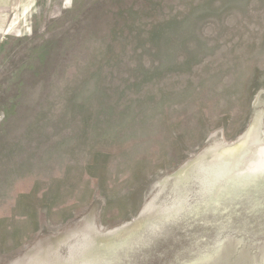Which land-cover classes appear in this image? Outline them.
<instances>
[{"label":"rangeland","instance_id":"obj_1","mask_svg":"<svg viewBox=\"0 0 264 264\" xmlns=\"http://www.w3.org/2000/svg\"><path fill=\"white\" fill-rule=\"evenodd\" d=\"M12 1L0 264H264V0Z\"/></svg>","mask_w":264,"mask_h":264},{"label":"water","instance_id":"obj_2","mask_svg":"<svg viewBox=\"0 0 264 264\" xmlns=\"http://www.w3.org/2000/svg\"><path fill=\"white\" fill-rule=\"evenodd\" d=\"M92 208H95V207H92ZM89 211H90V210H89ZM89 211H88V212H89ZM88 212H87V214H86V217L88 216ZM94 213H95V209H94V211L91 212V216H93ZM134 221L137 223L134 227L130 228V230H128V231H125V233L120 232V234H119L118 230H119L120 228H122V225H123V224L126 225V223H123V224L119 225V226H118L116 229H114L113 231H106L105 233H104V232H101V231H99V230H97V231H99L98 233L95 232V229H96V228L94 229V227L91 225V227L89 228V232H88V234H89V238H90L92 241H95L96 243H98V244H99L98 246H104V245H105V247H107V246H109V245H112V243H113L114 241L120 240V239H122L123 237L127 236V234H129L132 230H134L135 228H137V227L139 226V224L141 223L142 218H141V217L136 218V219L132 220L131 223L134 222ZM135 222H134V223H135ZM91 224H92V221H91ZM129 224H130V222H129ZM72 237H73V236L70 235V234H67V233H63V234H62V233H60L57 237H54L53 235H50L48 238H50V239H49L50 241L54 242L53 245H55V248H56L57 244H59V243H66V242H68ZM57 242H59V243H57ZM56 243H57V244H56ZM50 244H51V243H50ZM106 244H107V245H106ZM50 248H51V247H49V248H46V247H45V248H44V251L41 253L40 256H41V257L44 256V255L46 254L45 251L50 250Z\"/></svg>","mask_w":264,"mask_h":264},{"label":"bare ground","instance_id":"obj_3","mask_svg":"<svg viewBox=\"0 0 264 264\" xmlns=\"http://www.w3.org/2000/svg\"><path fill=\"white\" fill-rule=\"evenodd\" d=\"M251 127V126H250ZM249 130H250V128H249ZM255 130V129H254ZM248 134H249V132H248ZM251 134H252V132H251ZM248 137V136H247ZM244 138L243 140H241L240 141V145L239 146H237V148L235 149V148H233V149H231V151H230V149L228 150L229 152V156L230 155H233V157H229L228 159H227V161H228V163L230 164L229 165V167L232 169L234 166L231 164V162H238L239 163V161H241V163L243 162V160L246 158V156H245V154L243 155L242 154V150H244V151H247L248 149H249V143L250 142H248V141H246L245 139H247L248 140V138ZM262 139V138H261ZM263 141H264V138L262 139ZM261 142V141H260ZM262 143V142H261ZM233 144V143H232ZM263 144V143H262ZM236 145H238V144H236ZM244 145V146H243ZM264 145V144H263ZM233 146V145H232ZM248 146V147H247ZM247 147V148H246ZM224 151V150H223ZM259 154V153H258ZM257 154V155H258ZM250 157V156H249ZM260 158V157H259ZM223 159L225 160V158L223 157ZM255 160V159H254ZM261 162V161H260ZM227 163V164H228ZM237 163V164H238ZM236 164V165H237ZM233 167H232V166ZM260 165H264V164H260ZM256 169V168H255ZM223 174H224V176H225V178L227 179L228 177H230V176H233V177H236L237 179H238V181H241V178L243 177L242 175H241V173L239 172V171H237L236 172V174L235 173H232V170H226V171H224V172H222ZM136 225V223H134L133 224V226L132 227H134ZM131 227V228H132ZM95 232H97L98 233V231L95 229ZM259 251H261L260 249H259ZM261 254H263L264 255V253H263V251L261 252ZM255 264H263V263H260V262H258V263H255Z\"/></svg>","mask_w":264,"mask_h":264},{"label":"crops","instance_id":"obj_4","mask_svg":"<svg viewBox=\"0 0 264 264\" xmlns=\"http://www.w3.org/2000/svg\"><path fill=\"white\" fill-rule=\"evenodd\" d=\"M14 1H12V0H5L4 2H3V0H0V5L2 4V3H7V4H9V3H13Z\"/></svg>","mask_w":264,"mask_h":264}]
</instances>
